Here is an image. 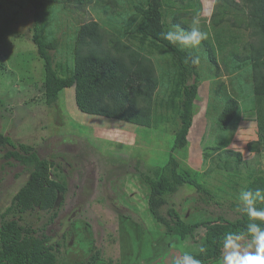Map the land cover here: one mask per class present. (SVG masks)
<instances>
[{
	"label": "trees",
	"instance_id": "trees-1",
	"mask_svg": "<svg viewBox=\"0 0 264 264\" xmlns=\"http://www.w3.org/2000/svg\"><path fill=\"white\" fill-rule=\"evenodd\" d=\"M47 1L28 0L34 9L32 40L45 67L41 89L45 103L49 106L55 104L63 90L74 87L76 104L83 113L147 128H163L174 134L166 162L140 170L139 174L149 188L148 210L159 225L150 235L153 256L164 250L172 252L170 246L173 242L179 244L191 239L200 243V249L187 255L201 264H211L223 257L226 233H239L249 239L247 226L253 221L244 213L238 196L242 189L253 192L264 189V170L246 166L244 172L242 152L222 149L220 145L224 134L239 120L241 103L251 98L257 138L249 141L247 147L252 152L264 149V0H242L241 3L218 0L214 5L211 16L214 27L230 20L229 15H232L233 25L251 31L253 40L242 42V51L238 40L214 41L206 18H202L203 24L198 28L207 33V39L195 49H182L161 37L162 32L170 31V27L176 28V25L191 31L188 19L202 11L200 0H67L80 8L95 3L107 16L102 22L92 19L76 29L71 37L72 43L68 44L66 52L63 51L65 61L62 62L53 52L58 50L57 39L44 29L45 17L51 13L52 18H56V3L62 4L66 0ZM125 2L129 7L118 11L116 7ZM46 3L51 5L49 12ZM165 7L171 8L172 21L169 23L165 20ZM232 9L235 10L230 12ZM227 45L232 49L224 52ZM190 52L199 55L201 63L203 59L209 62L211 73L205 79L216 84L214 94L221 100L214 105L216 114L212 115L218 144L210 146L211 151L206 157L214 152L218 154L214 157L215 166L204 173L184 165L175 155L176 151L189 146L196 100L203 80L201 63L193 65ZM218 54H221L225 71L229 74L238 72L232 78L231 91L220 78L222 68ZM3 66L0 62V67ZM0 150L4 151L6 160H16L29 172L27 181L15 193L11 204L0 212V264H60L59 248L50 243L48 235H38L35 228L23 224L22 215H7L55 208L59 195L67 191L66 182L52 176L54 162L41 157L33 145L16 143L2 131ZM209 172L222 175L223 185L211 188L205 179ZM183 187L198 193L194 203L202 205H194L195 211H211L214 217L193 222L184 218L170 202ZM226 195L231 199V210L236 212L234 218L225 213L216 214L209 208L213 204L221 208L227 200ZM256 207L264 210V201L257 200ZM122 221L126 227L130 226L127 216ZM255 223L264 229V218H257ZM135 225L131 219V232ZM131 238L137 245L136 233H131ZM134 253H138L136 247ZM157 258L147 257L141 263L163 264L157 262ZM87 264H113V260L106 259L100 250H96Z\"/></svg>",
	"mask_w": 264,
	"mask_h": 264
},
{
	"label": "rangeland",
	"instance_id": "rangeland-1",
	"mask_svg": "<svg viewBox=\"0 0 264 264\" xmlns=\"http://www.w3.org/2000/svg\"><path fill=\"white\" fill-rule=\"evenodd\" d=\"M200 1L203 7L197 27H201L202 18H206L214 41L238 40L242 51L241 43L253 40L250 30L233 25L232 15H229L230 20L214 27L211 16L218 0ZM46 4L49 12L51 5ZM56 6L57 17L52 18L51 13L45 17L44 30L57 39L58 50L53 52L62 62L76 29L92 19L102 22L107 15L95 3L80 8L66 0ZM128 7L129 3L125 2L116 8L124 11ZM170 9L165 7L168 23L172 21ZM192 20L188 19L193 27ZM33 27L34 9L28 0H0V62L4 64L3 68L0 67V131L10 135L16 143L33 145L41 157L53 161L52 176L65 181L67 191L59 195L55 208L49 211L12 212L7 217L22 215L23 224L35 228L38 235H48L50 243L59 248L60 264H87L96 250H100L106 259H112L113 264H142L144 258L156 256L159 258L157 262L173 264L180 255L197 252L200 243L189 239L185 243H171L170 253L164 250L153 256V245L149 243L152 231H157L159 225L148 210L150 192L139 174L140 170L166 162L174 141L172 131L83 113L76 104L74 87L66 88L55 104L47 105L41 91L44 61L32 40ZM225 49L224 52H228L232 48L227 45ZM218 57L222 68L220 78L231 91L232 78L238 72L229 74L224 69L221 54ZM208 64L203 59L200 66L203 80L196 100L189 146L175 152L184 165L201 173L215 166L214 157L218 154L214 152L206 157L211 151L210 146L218 144L212 115L216 114L214 105L221 101L214 94L216 84L205 79L211 73ZM252 106L251 98L241 103L239 120L224 134L220 145L222 149L242 152L243 164L247 162L241 165L244 172L246 166L264 170V149L252 152L247 147L249 141L257 138ZM3 155L4 151L0 150V212L11 204L29 173L25 166L14 159L8 161ZM205 177L211 188L223 185L224 178L217 172H209ZM226 188L231 190L228 186ZM228 195L221 208L214 204L209 208L216 214L225 213L234 218L237 215L230 208ZM196 197L195 190L183 187L170 202L189 221L214 217L211 211L193 209L196 204L202 205L194 203ZM126 216L130 218L127 227L122 221ZM131 219L136 224L132 228L138 236L137 245L131 238V233L135 235L134 231L131 232ZM134 247L138 251L136 254H132ZM211 264H223V258Z\"/></svg>",
	"mask_w": 264,
	"mask_h": 264
},
{
	"label": "clouds",
	"instance_id": "clouds-1",
	"mask_svg": "<svg viewBox=\"0 0 264 264\" xmlns=\"http://www.w3.org/2000/svg\"><path fill=\"white\" fill-rule=\"evenodd\" d=\"M209 15L210 13H203ZM201 13H197L192 20L191 31L181 29L176 25L175 31L162 32L160 35L172 45H178L182 49H195L202 40L207 39V33L197 27L200 24ZM191 63L198 66L201 63L199 55L189 53ZM187 63V60L185 61ZM264 189L251 190L242 189L238 199L244 206L243 211L253 222L247 226L249 239L239 233H226L223 240V264H264V229L255 220L264 218V210L256 207L257 200L264 201ZM246 245V246H245ZM201 251H204L202 248ZM173 264H201L191 255L182 254L174 260Z\"/></svg>",
	"mask_w": 264,
	"mask_h": 264
}]
</instances>
